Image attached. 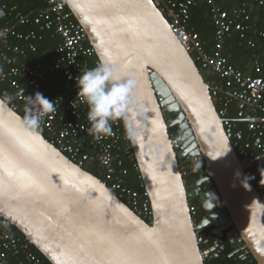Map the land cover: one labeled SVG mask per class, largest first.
Segmentation results:
<instances>
[{
    "label": "water",
    "instance_id": "obj_1",
    "mask_svg": "<svg viewBox=\"0 0 264 264\" xmlns=\"http://www.w3.org/2000/svg\"><path fill=\"white\" fill-rule=\"evenodd\" d=\"M66 2L100 60H112L116 75L134 81L138 135L131 144L154 221L32 128L1 95L0 216L51 264H206L198 242L206 227L234 249L224 264L245 248L264 264V196L236 151L210 85L158 3ZM163 107L177 113L171 123ZM172 126H178L173 136ZM179 159H203L209 175L187 184L190 174H183ZM210 179L215 186L204 188ZM194 199L204 214L198 225L190 212Z\"/></svg>",
    "mask_w": 264,
    "mask_h": 264
},
{
    "label": "built area",
    "instance_id": "obj_2",
    "mask_svg": "<svg viewBox=\"0 0 264 264\" xmlns=\"http://www.w3.org/2000/svg\"><path fill=\"white\" fill-rule=\"evenodd\" d=\"M160 9L171 23L174 34L180 39L185 49L201 65V72L210 85L212 96L218 111L224 119V125L231 140H242L240 144L241 161L252 177L254 183H261L264 189V116L260 114L264 106V60L257 59L252 66V72L237 68L224 54V46L230 35L236 31L241 37H246L248 31L264 37V29H258L252 24V9L247 2L232 11L224 9L216 0H155ZM199 1L205 2L215 24V38L212 49L208 50L198 32L191 26V11ZM46 6L30 13L18 12L15 17L17 24L35 23L39 31L27 33L18 32L15 24H8L0 30V41H6L11 36L29 40L28 48L6 46L17 55L25 56L29 51L36 52L37 46L33 40H42L44 32L58 35L61 43L55 48L58 55L57 62L51 69L55 75L54 84L61 80L73 83V97L66 99L64 95L53 94L48 86V71L38 62L13 64L14 58L7 52H0V60L9 65V69L0 73L2 81H8L11 92H5L3 99L10 106L27 119L26 96L34 95L37 91L53 102L55 111L44 116L40 127L44 128L48 139L62 152L68 155L81 167L99 166L100 174L107 185L118 192L121 199L129 202V206L139 216L154 221V210L148 191L143 182L144 190L134 189L127 183L131 168L125 165L126 159L134 162L135 152L131 140L126 136L124 123L112 120V135L95 139L87 129V105L77 98L78 88L76 79L86 69L94 68L101 60L94 47L90 44L86 29L76 20L69 9L66 0H44ZM264 11V0H257ZM6 5L2 6L0 15L5 16ZM1 9V7H0ZM16 6L11 8L15 11ZM264 22V19H263ZM251 46L256 41L249 40ZM212 76L221 79L217 83ZM11 97V99H7ZM235 105L233 115L231 105ZM240 157V156H239ZM136 173H141L139 165H134ZM142 178V174L139 176ZM215 186L213 180L207 182V189ZM264 196V193H262ZM190 212L195 225L201 221L200 208L197 204H190ZM9 221L0 219V264H45L33 249L27 238L12 235L7 226ZM206 227L198 231V242L206 264H214L213 260L218 251L226 246L225 238H218L209 242V231ZM234 227L230 228L233 231ZM240 240L238 235L235 237ZM216 241L218 245H216ZM241 261L248 264H258L248 248L238 253ZM239 261V260H238Z\"/></svg>",
    "mask_w": 264,
    "mask_h": 264
},
{
    "label": "trees",
    "instance_id": "obj_3",
    "mask_svg": "<svg viewBox=\"0 0 264 264\" xmlns=\"http://www.w3.org/2000/svg\"><path fill=\"white\" fill-rule=\"evenodd\" d=\"M166 1V0H164ZM221 6L228 10L232 11L234 8L241 6L243 2H247L250 5V0H234L235 5L231 8L230 6H225L222 3V0H216ZM256 3L257 0H254ZM6 5L7 8L5 9L7 11L5 16L0 15V30L3 29L8 24H17L15 15L20 13H30L37 9L43 8L46 6V3L44 0H0V12L3 10L2 6ZM14 6L17 7L15 11H11V8ZM251 7V6H250ZM264 11L263 9L258 5V2L256 3V6L254 9H252V24L256 26L258 29H264ZM191 26L194 28L196 32L199 33L202 41L205 43L206 49L210 50L212 49V46L214 44V38H215V24L211 18L210 15V8L204 4V3H198L191 11ZM16 29L18 32L27 33L29 31L35 30L39 31V26L35 23L30 24H17ZM44 37L42 40H33L34 43L37 46L36 52H31L28 50L27 54L25 56L23 55H17L13 53L11 50H8L6 46H19L21 48H28L29 40L25 39H18L15 36H11L6 41H0V52H7L8 54L12 55L14 58L15 65L21 64V63H33L38 62L41 63L48 71V86L51 89V92L53 94L58 95H64L66 99L73 97V83L67 82L66 80H61L60 84H54L53 77L54 73L51 72L52 67L57 62L58 55L55 52V48L61 43V39L58 35H53L52 32L45 31ZM253 38L256 41L255 46H251L249 44V40ZM224 54L229 58L230 62H232L237 68L247 71L249 69V66L253 64L257 59L264 60V37L256 35L253 31H248L246 34V37L242 38L239 32L234 31L230 37L227 39L225 46H224ZM199 68L201 69V65L199 62H196ZM9 69V65L7 66L0 60V73L7 71ZM212 79H214L217 83L222 82L221 79L212 76ZM12 87L9 84L8 81H2L0 78V95L3 97L5 92H11ZM221 104L219 103L217 105L218 111H221ZM235 105H231L228 110H231V114L233 115ZM21 113V112H20ZM177 113H169L167 117V122L173 120L175 118ZM262 116H264V106L260 112ZM27 120V119H26ZM117 120V119H115ZM122 123L124 121L122 119ZM125 127V125H124ZM40 132H42L47 138V133L44 128L38 127L36 128ZM178 131V127L174 126L171 130V132ZM235 142V148L238 153V155L241 158V151H240V144L242 140L234 141ZM204 162V161H203ZM125 165L131 168V174L127 177V183L133 187L134 189L138 190H144L145 188H142L143 179L139 177L141 173H136V171L133 169L134 165H138L136 157H134V162H131V160L126 159ZM89 172L95 174L96 176L100 177L102 180L105 181V178L100 174L99 172V166L93 165V166H86L84 167ZM209 175V169L207 165L205 164L204 169H198L195 171V173L191 176L190 182H194L198 180L200 177ZM264 178V175L260 177V180ZM207 186V183H206ZM256 186L260 189L262 193H264V189L261 188V183L257 182ZM116 194L118 192L114 191ZM128 205L129 202L125 199H123ZM193 203L197 204L200 208L199 202L193 201ZM204 214L201 215V219ZM3 217L0 216V219ZM147 220V219H146ZM149 222V221H148ZM7 229L9 232L17 237L26 238L25 235L14 225H12L10 222L7 226ZM209 242L212 243L216 240V237L212 235L211 228L209 231ZM226 239V238H225ZM32 249L45 261V264H51V262L32 244ZM234 249L226 239V246L224 247L222 253L214 258L213 262L214 264H224L223 260L229 256L230 253H232ZM239 260V261H238ZM241 259L239 258V254L234 255L231 257L225 264H239ZM16 264V263H12ZM240 264H248L247 261L243 260Z\"/></svg>",
    "mask_w": 264,
    "mask_h": 264
},
{
    "label": "clouds",
    "instance_id": "obj_4",
    "mask_svg": "<svg viewBox=\"0 0 264 264\" xmlns=\"http://www.w3.org/2000/svg\"><path fill=\"white\" fill-rule=\"evenodd\" d=\"M76 85L77 98L82 104L87 105L89 134L97 140L111 136L110 121L122 119L127 138L131 141L137 139L138 125L132 107L134 81L116 75V67L112 60L100 61L94 68L83 71L76 79ZM7 99L10 100L11 97ZM25 100L27 123L34 129L39 127L44 116L56 110L53 102L38 91L34 95L26 96ZM240 175L242 176L241 172Z\"/></svg>",
    "mask_w": 264,
    "mask_h": 264
},
{
    "label": "flooded vegetation",
    "instance_id": "obj_5",
    "mask_svg": "<svg viewBox=\"0 0 264 264\" xmlns=\"http://www.w3.org/2000/svg\"><path fill=\"white\" fill-rule=\"evenodd\" d=\"M163 112H164L165 118L167 120L168 114L171 113V112L168 111V108L167 107H163ZM176 116H177V114H176ZM176 116H175V118H176ZM173 120L169 121L168 123H171ZM173 127L174 126H172V127L169 128L170 134L172 136L175 133V132H171V130H172ZM203 161H204L203 159H198V160H195V161H192L191 159H179L180 167H181V170H182L183 174L184 175L190 174V177L186 180V183L187 184H190L191 183L190 182V178L195 173L196 170H198V169H204L205 168V162H203ZM203 186H204V188H206L207 187L206 186V183H204ZM200 214L201 215L203 214V211H202L201 207H200ZM216 240H217V238H216Z\"/></svg>",
    "mask_w": 264,
    "mask_h": 264
},
{
    "label": "crops",
    "instance_id": "obj_6",
    "mask_svg": "<svg viewBox=\"0 0 264 264\" xmlns=\"http://www.w3.org/2000/svg\"><path fill=\"white\" fill-rule=\"evenodd\" d=\"M204 3V4H206L205 2H203V1H199V3ZM250 2V5L249 6H251L250 8L251 9H254L255 8V6H256V3L254 2V0H250L249 1ZM222 3H223V5H225V6H230L231 8L235 5V3H234V0H222ZM249 4V3H248ZM207 5V4H206ZM221 5V4H220ZM208 6V5H207ZM209 7V6H208ZM194 8V7H193ZM210 15H211V13H210ZM252 66H253V64H251L250 66H249V69L247 70L248 72H252Z\"/></svg>",
    "mask_w": 264,
    "mask_h": 264
},
{
    "label": "rangeland",
    "instance_id": "obj_7",
    "mask_svg": "<svg viewBox=\"0 0 264 264\" xmlns=\"http://www.w3.org/2000/svg\"><path fill=\"white\" fill-rule=\"evenodd\" d=\"M204 76H205V73H204ZM193 201H195V202H198V200H197V199H194Z\"/></svg>",
    "mask_w": 264,
    "mask_h": 264
},
{
    "label": "snow or ice",
    "instance_id": "obj_8",
    "mask_svg": "<svg viewBox=\"0 0 264 264\" xmlns=\"http://www.w3.org/2000/svg\"><path fill=\"white\" fill-rule=\"evenodd\" d=\"M9 175H11V173H9Z\"/></svg>",
    "mask_w": 264,
    "mask_h": 264
}]
</instances>
